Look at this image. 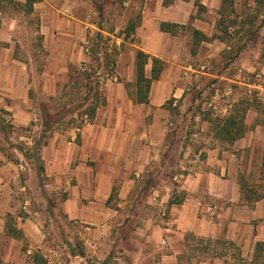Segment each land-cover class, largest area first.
I'll use <instances>...</instances> for the list:
<instances>
[{"label":"crops","instance_id":"1","mask_svg":"<svg viewBox=\"0 0 264 264\" xmlns=\"http://www.w3.org/2000/svg\"><path fill=\"white\" fill-rule=\"evenodd\" d=\"M241 1L234 0L235 12ZM223 3L224 0H41L34 4L31 14L39 15L45 39L77 32V27L84 31L85 17L89 19L88 26L115 37L121 51L112 75L101 85L105 104L97 108L93 120L68 129L55 126L39 153L43 165L40 172L49 178L50 191L58 195L56 203L69 219L89 229L96 226L95 238L86 240L93 255H103L114 224L122 225L135 217H123V210L138 205L137 185L150 173L149 178L157 181L150 185L146 202L155 212L134 221L132 229L118 237L120 242L132 244L122 246L119 259H127L121 264H182L191 235L213 242L222 240L228 246L222 254L213 243L210 255L192 264H237L232 259L231 244L238 248L242 264H259L261 259L260 264H264V117L249 127L248 109L246 132L232 144L221 140L212 145L209 140L186 143L184 154L177 156L183 170L173 176L178 185H173L165 168L170 159L167 139L172 125V111L166 103L173 97L176 104L183 95L178 83L180 67L199 56L205 46L226 45L216 37ZM1 17L0 109L11 113L15 125L24 127L35 116L30 104L28 65L14 56L11 41L16 17L0 8ZM96 17L115 20L106 29L93 21ZM130 22H136L135 29L126 36ZM164 23L169 27L162 28ZM195 30L208 39L196 37ZM83 31H79L78 39L86 38ZM139 49L165 62L160 78L151 84L149 103L136 101ZM126 53L128 60L123 57ZM87 58L82 48L69 56L72 63ZM146 73L150 77L151 62ZM259 86L264 91V82ZM259 114L256 112V117ZM192 145L196 146L193 152ZM260 148L262 152L257 151ZM20 152L19 160L24 156ZM163 166L166 173L161 174ZM15 169L12 160L0 150V264H21L19 253L14 255L12 247L13 239L18 237L10 233L9 226L25 237L32 234L26 220L18 217L16 224L10 220L14 213L10 189L11 182L17 180ZM254 174L257 178L251 183L248 176ZM114 186L117 192L112 197ZM177 192L181 201L170 205Z\"/></svg>","mask_w":264,"mask_h":264},{"label":"rangeland","instance_id":"2","mask_svg":"<svg viewBox=\"0 0 264 264\" xmlns=\"http://www.w3.org/2000/svg\"><path fill=\"white\" fill-rule=\"evenodd\" d=\"M0 8L8 10L17 19L11 44L14 47V56L28 65L30 104L35 114L34 119L23 127L19 123H13L11 113L0 111V148L6 149L7 154L14 152L17 156L21 155L20 150L16 149L17 146L25 148L30 155L33 151L28 148H32L37 140L47 139L49 133L42 136L43 130L58 117L62 120L55 126L60 129L82 125V119L86 118L84 112L92 103L94 93L89 92V87L102 85L101 79L112 75L115 60L121 51L115 43L117 39L101 31L99 32L109 38L108 55L106 56L104 49H100L101 46L98 52L93 51V40L98 31L87 25L89 19L85 17H82L84 31L77 27V32L59 33L54 39H45L40 31L42 23L37 13L24 12V8L13 0L0 1ZM231 10L229 6L225 11L228 14L226 24L231 25V36L224 41L226 45L205 46L200 50L199 56L189 59L186 66L190 65L187 68L180 67L178 83L184 90L183 95L177 99L176 104L173 97L166 103L172 111V125L169 127L167 139L170 142V159L165 168L172 176L174 186L179 183L173 176L183 170L177 156L184 154L185 144L193 143L194 140H209L212 145L219 140L215 138L206 116H225L235 109L242 117L249 109V127L254 125L255 120L264 117V91L259 86L264 82V3L256 5L254 0H242L235 14ZM1 18L0 24L3 22ZM112 19L96 17L92 20L109 29L115 20L112 22ZM235 19L238 23H232ZM80 30L86 33V38L78 39ZM254 30L257 35L250 36V32ZM116 35H120V32ZM60 45H76L78 49L82 48L88 58L72 63L69 56L77 48L63 49ZM87 46L90 47V53L86 51ZM122 51L128 53L125 48ZM127 53L123 56L126 60ZM84 63L88 68L86 73L83 72ZM256 112L260 113L258 117ZM195 147L192 145L191 152ZM257 151L262 152V148ZM12 162L16 166L17 180L11 182L14 213L10 220L12 224H16V219L21 217V220L30 224L32 233L29 237L13 239V254L19 253L21 264H36L38 256H42L44 264H121L127 259H119L122 257V246L130 247L132 244L130 241L120 242L118 237L130 231L134 221L143 220L155 212L146 200L150 185L156 184L157 180L149 178L150 173H147L136 188V193L139 191V195L135 197L138 205L123 210V217H135L131 222L114 224L112 235L108 237L109 245L103 255H93L88 251L86 240L87 237L95 238L96 226L89 229L87 225L67 217L60 204L56 203L58 195L49 189V178L42 175L40 164L34 158L22 156L21 160ZM164 166L160 170L161 174L165 172ZM256 178L257 174L250 175L248 181L252 183ZM179 195L177 192L176 196ZM54 205L59 206L54 209ZM188 239L190 248L184 254L182 264H192L197 259L210 255L213 243L219 247L218 253L224 254L228 247L222 240L213 242L192 235ZM230 252L233 261L242 264L235 245H230ZM262 261L261 259L258 263Z\"/></svg>","mask_w":264,"mask_h":264},{"label":"trees","instance_id":"3","mask_svg":"<svg viewBox=\"0 0 264 264\" xmlns=\"http://www.w3.org/2000/svg\"><path fill=\"white\" fill-rule=\"evenodd\" d=\"M39 1H41V0H26L25 3H19V2H17V3L24 8L26 13L31 14L34 11V4L39 2ZM255 1H256V5L264 3V0H255ZM229 6H231V8H232V10L230 12L235 14L234 0H224L222 10H220L221 17L218 21V29L220 31V34H217L216 37H218L222 41H226L231 36V31L229 29L231 25L226 24V18L228 17V14L225 13L226 8ZM232 23H238V22L235 19V20H232ZM135 25H136V22H130L128 24V26L125 30L126 36H129L130 33L132 31H134ZM169 25L170 24L164 23V24H162V28H167V27H169ZM194 33H195L196 37L201 36L204 39H208L206 37V35H204L199 30H195ZM256 33H257V31L254 30V31L250 32V36L254 37L257 35ZM108 39L109 38L105 37L101 32L96 33V38L93 40L94 41L93 51L96 50V52H98L99 46H101L100 49L101 48L104 49L105 50L104 53L107 56L108 55L107 54V40ZM262 57L264 58V51L262 52ZM150 62H151V75H150V77H148L147 73H146V67ZM113 63L114 62L112 61V64ZM164 67H165V62L162 59L155 57V56H151L150 54H148V53H146L140 49L137 51V53H136V73H137L136 101L138 103H149V91H150L151 84L154 80H157L160 78ZM86 71H87L86 69L83 70V72H85V73H86ZM87 77L90 78V76H87ZM91 91H94L93 96H92V103L88 106L87 110L84 112V115L86 118L82 119L81 124H83L85 122L92 121L96 115L97 108L101 104H105V100L103 98V93L101 90V85L96 86V88H94V86L91 85L89 87V92H91ZM0 111L5 112V110H2V109H0ZM245 117H246L245 112L243 113V115L241 117L235 109H232L225 116L208 115V116H206V119L211 123L215 138H217V139H219L225 143L232 144L236 140L241 138L246 132L247 127H246V123H245ZM61 120H62L61 117H58L53 124L44 128L42 136H46L47 132L49 133V136L47 137L46 140L35 141L32 148L31 147L28 148V149H31L33 151L32 154L28 155L27 152L25 151V148H21V147L16 146V148H18V150L22 151V153L24 154L25 157H27V156L32 157L37 162H39L40 169H43V165L41 164V159H40V154H39L40 149L43 145H45L48 142L49 137L51 136L52 132L55 129V125L59 124V122ZM0 150H2L8 156V158L10 160H13V161L19 160V158L14 154V152L12 154L11 153L7 154L6 149L0 148ZM116 192H117V187L114 186L111 196L113 197L116 194ZM180 201L181 200L179 199V196H177V197L174 196L170 199L169 204L171 205L173 203H179ZM9 230H10V233L14 237H18V238L23 237V234L16 227L9 226ZM36 264H44L42 256H38L36 258Z\"/></svg>","mask_w":264,"mask_h":264},{"label":"built area","instance_id":"4","mask_svg":"<svg viewBox=\"0 0 264 264\" xmlns=\"http://www.w3.org/2000/svg\"><path fill=\"white\" fill-rule=\"evenodd\" d=\"M86 51H87L88 53H90V47H89V46L86 47ZM83 69H84V70H85V69H88V68H87V65H85V66L83 67ZM101 82L104 83V82H105V78H102V79H101Z\"/></svg>","mask_w":264,"mask_h":264}]
</instances>
